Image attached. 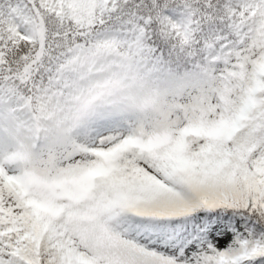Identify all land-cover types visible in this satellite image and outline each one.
Segmentation results:
<instances>
[{
    "label": "rangeland",
    "instance_id": "374dc122",
    "mask_svg": "<svg viewBox=\"0 0 264 264\" xmlns=\"http://www.w3.org/2000/svg\"><path fill=\"white\" fill-rule=\"evenodd\" d=\"M38 3L43 9L67 12L81 24L91 23L95 8L108 7V0ZM193 13L188 4L168 9L165 25L171 33L187 37ZM15 21L21 37L37 38L34 21H23L11 12L10 25ZM113 47L101 39L91 52H77L76 64L87 74L81 79L85 82L63 116L62 106L58 108V139L45 151L29 154L35 140L33 128L17 123L0 103L2 222L10 221L9 205L15 210L14 221L20 222L22 210L34 212L42 196L52 203L61 200L62 208L52 214L67 224L55 232L57 241L50 251L63 264H204L205 255L215 249L241 252L246 232L239 217L232 223L212 221L203 229V238L186 242L178 253L170 217L185 213L192 202L212 201V189L192 185L197 174L208 181L216 173L202 153V137L226 122L239 132L257 117L264 92L263 32L242 38L237 47L222 44L209 55L206 71L182 82L167 77L163 91L154 94L121 73L110 57ZM150 101L154 102L151 108L147 107ZM255 140L254 155L260 160L264 139ZM173 143L189 158L178 165L180 179L155 163L161 145ZM256 174L264 178V157ZM83 176L100 179L106 188L113 176L126 190L135 192L136 202L145 211L126 224L102 217L99 187L79 193L85 186Z\"/></svg>",
    "mask_w": 264,
    "mask_h": 264
},
{
    "label": "trees",
    "instance_id": "16d2710c",
    "mask_svg": "<svg viewBox=\"0 0 264 264\" xmlns=\"http://www.w3.org/2000/svg\"><path fill=\"white\" fill-rule=\"evenodd\" d=\"M185 4L195 13L189 36L181 38L168 32L164 17L166 10ZM11 12L25 21L35 20L37 39L27 40L15 32L18 22L10 25ZM258 32L264 36V0H109L106 10L93 11L88 25L76 22L67 12L61 14L58 8L43 9L38 0H0V101L16 122L34 126V147L29 154L38 153L57 142L58 108L62 106L63 115L83 86L85 72L75 64L78 48L91 52L98 40H109L121 72L154 94L163 91L167 77L182 82L206 71L210 46L213 54L221 43L234 47L241 38ZM262 63L264 72V50ZM260 96L258 115L243 130L234 132V125L226 122L202 137V153L216 173L208 181L197 174L192 185L204 184L213 190V197L192 202L185 213L170 217L177 253L186 242L203 238V229L212 221L232 223L239 217L246 232L244 250L220 253L215 249L205 255L204 264H264V178L256 174L264 153L260 160L254 155L255 138L264 139V92ZM250 100H255L254 93ZM153 104L150 101L147 107ZM183 159L189 160L173 143L161 145L155 163L180 179L178 165ZM81 181L85 185L81 194L87 187H99L102 217L126 224L146 209L136 202L135 192L126 190L113 176L108 188L100 179L83 176ZM39 203L32 213L23 209L20 222L14 221L11 205L10 221L3 223L0 218V264H63L50 251L57 240L55 232L67 224L52 214L62 208L61 200L52 203L42 196Z\"/></svg>",
    "mask_w": 264,
    "mask_h": 264
}]
</instances>
